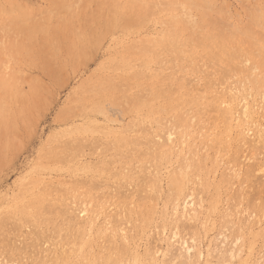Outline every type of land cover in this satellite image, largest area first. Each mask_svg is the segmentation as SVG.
Wrapping results in <instances>:
<instances>
[{"label": "rangeland", "instance_id": "obj_1", "mask_svg": "<svg viewBox=\"0 0 264 264\" xmlns=\"http://www.w3.org/2000/svg\"><path fill=\"white\" fill-rule=\"evenodd\" d=\"M0 264H264V0H0Z\"/></svg>", "mask_w": 264, "mask_h": 264}]
</instances>
